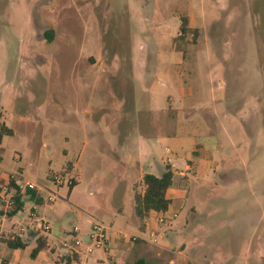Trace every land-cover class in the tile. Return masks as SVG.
I'll return each instance as SVG.
<instances>
[{"label":"rangeland","instance_id":"obj_1","mask_svg":"<svg viewBox=\"0 0 264 264\" xmlns=\"http://www.w3.org/2000/svg\"><path fill=\"white\" fill-rule=\"evenodd\" d=\"M0 111V160L42 199L14 220L35 209L55 249L0 238V264H55L91 219L144 230L135 189L167 166L177 217L103 264H264V0H0Z\"/></svg>","mask_w":264,"mask_h":264},{"label":"built area","instance_id":"obj_2","mask_svg":"<svg viewBox=\"0 0 264 264\" xmlns=\"http://www.w3.org/2000/svg\"><path fill=\"white\" fill-rule=\"evenodd\" d=\"M4 177H6L4 179ZM5 180L4 185H0V203L4 214H9L15 208V198L17 194H24L27 191L37 190L39 186L27 179L21 172L6 167L0 160V181ZM57 183L61 182L59 177H55ZM171 210L165 212L154 213L155 219L152 226L145 223L144 230L130 231L127 229H118L108 226L98 220L91 219V227L87 237L88 243L85 244L79 237L78 227L73 229V235L68 241H63L61 248L62 255L56 260L55 264H76L78 261H85L89 257H93L96 252L103 254H112L114 252L112 233L120 240L138 243L145 242L149 244H157L158 231L155 226L163 225L169 217L176 218L177 214H170ZM39 230L43 237H47L50 226L43 220L40 222ZM24 232V228L20 229ZM16 234L9 239L15 240ZM69 261V262H68Z\"/></svg>","mask_w":264,"mask_h":264},{"label":"trees","instance_id":"obj_3","mask_svg":"<svg viewBox=\"0 0 264 264\" xmlns=\"http://www.w3.org/2000/svg\"><path fill=\"white\" fill-rule=\"evenodd\" d=\"M182 33H186L187 19H183V24L181 27ZM53 31H48V39H52ZM0 128L2 133H11V130L2 122V112L0 111ZM1 139V136H0ZM175 174L171 169V166H167L166 170L160 175L156 176L153 174H145L142 178L143 190L139 191L135 189L134 192V211L136 216L140 219L142 223L150 215L159 212H165L169 209L171 205V200L167 197L168 191L174 184ZM32 198H36V190L28 191ZM37 203H41L42 199L40 197L36 198ZM22 195L17 194L15 198V208L10 215H14L23 209ZM10 249H24L26 244L21 240V238H16L15 240H6L5 242ZM48 247V242L44 239H37L36 247L31 252V257L35 258L36 255L42 249ZM69 262V261H68ZM135 264H145L143 259L137 260Z\"/></svg>","mask_w":264,"mask_h":264},{"label":"crops","instance_id":"obj_4","mask_svg":"<svg viewBox=\"0 0 264 264\" xmlns=\"http://www.w3.org/2000/svg\"><path fill=\"white\" fill-rule=\"evenodd\" d=\"M122 163L123 164H125L124 165V167H123V170H122V172H121V174H120V179L122 180V181H124V180H126V181H129L130 182V179H131V177H132V173L131 172H133V173H136V172H134V171H137V168L140 166V162H137L136 163V165L134 166L133 164H131V163H129V160H127V159H124V160H122ZM136 175V174H135ZM135 175H134V177H135ZM136 176H138V175H136ZM6 177H4V179H5ZM3 179V181H5ZM120 180V181H121ZM28 193V191L26 192V193H24V194H20V195H22V200H23V202L25 201V200H31V199H33L32 197H31V195H29V194H27ZM167 197L171 200V198L169 197V195L167 194ZM170 208V207H169ZM23 209H24V205H23ZM23 209L22 210H20V211H23ZM19 211V212H20ZM18 212V213H19ZM18 213H16V214H14V215H10L11 214V212L9 213V214H4L1 210H0V238H4L5 240H10L9 238L13 235V234H16V237L18 238L19 236H21V235H24V239H32V240H36L37 241V239H39V238H41V239H46L47 237H43L42 235H41V232H40V230H39V226H40V222L43 220V219H41V218H38L37 217V215H36V213H35V209H33L32 210V216H30V220H31V222L29 223V225L28 226H26V227H24L21 223H18L17 221H15L14 219L17 217V215H18ZM154 219H155V215L154 214H152V215H150L147 219H146V221L144 222V223H147L148 222V224L149 225H153L154 224ZM45 222V221H44ZM47 223V222H46ZM48 224V223H47ZM49 225V224H48ZM91 227V226H90ZM21 228H24V232H20V229ZM75 228V227H74ZM79 228V227H78ZM115 228V227H114ZM118 229H121V228H118ZM28 230V231H27ZM79 230H80V228H79ZM140 230H142L141 228L140 229H137L136 231H140ZM89 231H90V228H89ZM89 231L87 232V234H86V237H88V234H89ZM136 231H133V232H136ZM38 233V234H37ZM39 236H37V235ZM4 235H6V236H4ZM36 235V236H35ZM112 238H113V247H114V252L112 253V254H103V253H101V254H103V256L104 257H98V258H96V260H95V263L94 264H103V263H105L106 261H110V259H115L116 261L118 260V256H117V254H116V252H117V250L119 249V247L123 244V243H121L122 241H124V240H120L119 238H117L116 237V235L114 234V233H112ZM19 238H21V240L26 244V242H25V240L24 239H22V237H19ZM47 242H48V247L47 248H45L47 251V253H50L51 251H54L55 252V249H54V247H52V246H50V243H49V241H48V239L46 240ZM6 242V241H5ZM125 242V241H124ZM127 242V241H126ZM138 243H140V242H138ZM135 244H137V243H135ZM0 245H3V244H0ZM7 245V244H6ZM8 247V246H7ZM9 248V247H8ZM25 248H27V249H29V246H27V244H26V247ZM24 248V249H25ZM13 250H23V249H13ZM43 250V249H42ZM39 253H40V251H39ZM38 253V254H39ZM38 254L36 255V257L38 256ZM30 256H31V254H30ZM35 257V258H36ZM76 264H85L83 261L81 262V261H78V263H76Z\"/></svg>","mask_w":264,"mask_h":264}]
</instances>
